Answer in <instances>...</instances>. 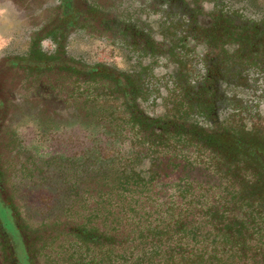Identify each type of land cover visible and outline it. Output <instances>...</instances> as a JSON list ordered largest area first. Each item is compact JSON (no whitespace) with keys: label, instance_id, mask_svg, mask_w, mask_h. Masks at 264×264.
Segmentation results:
<instances>
[{"label":"flooded vegetation","instance_id":"af4514ba","mask_svg":"<svg viewBox=\"0 0 264 264\" xmlns=\"http://www.w3.org/2000/svg\"><path fill=\"white\" fill-rule=\"evenodd\" d=\"M32 12L36 16L17 47L11 39L0 51V71L21 74L19 101L22 97L25 110L33 109L40 133H63L79 125L90 136L86 149L97 144L106 161H135L138 170L148 171L160 161H200L171 172L165 179L169 183L189 176L201 183L227 180L222 171L227 167L215 172L206 161L219 167L235 161L249 170L256 161L264 168V0H53ZM34 37L48 58L33 64L41 69L39 76H28L31 64L16 57L29 60ZM72 68L83 70L92 84L93 74H105L106 90L117 91L100 102L101 124L94 121L93 101L79 111L69 97L78 78ZM2 86L0 79V94ZM5 103L0 99L1 110ZM130 112L149 125L127 127L122 118ZM133 131L153 137L139 143ZM10 164L4 163L2 174L11 170ZM234 174L229 177L243 179ZM155 190L165 197L172 194L169 186ZM56 193L57 203L37 221L24 217L22 208L7 198L0 179V203L30 252V264H45L31 255L47 239L43 235L49 228L40 223L50 214L66 227L68 220L59 210L64 194L58 186ZM226 193L223 185L216 191ZM5 229L10 247L21 243ZM15 256L3 248L1 264L14 259L19 264Z\"/></svg>","mask_w":264,"mask_h":264},{"label":"trees","instance_id":"16d2710c","mask_svg":"<svg viewBox=\"0 0 264 264\" xmlns=\"http://www.w3.org/2000/svg\"><path fill=\"white\" fill-rule=\"evenodd\" d=\"M17 56L31 64L26 67L28 76H39L41 69L33 64L48 58L36 37L30 44L29 60ZM72 71L78 78L71 83L74 88L69 97L79 111L93 101L94 121L101 124L105 117L100 102L117 91L106 90L107 76L101 72L93 74L92 84L83 70ZM122 121L132 130L139 122L149 125L132 112ZM133 133L143 144L153 137ZM99 147L95 144L79 156L31 155L29 169L46 177L41 183L57 185L63 192L59 210L68 220L64 228L61 220L54 221L49 214L40 223L49 229L43 235L47 237L44 244L31 250L35 259L39 256L45 264H264V168L258 162H252L249 170L235 161H223L222 167L206 161L203 164L215 172L227 167L222 169L227 180L201 183L189 176L186 181L183 177L169 183L165 179L171 172L200 161H160L148 171L138 170L135 161H106ZM18 167L14 172L24 170ZM234 173L243 179L229 177ZM221 185L230 197L216 194ZM167 186L172 189L171 196L155 190ZM5 228L0 218V249H9L19 264H30V252L18 230L12 226L10 232L21 243L10 247Z\"/></svg>","mask_w":264,"mask_h":264},{"label":"rangeland","instance_id":"374dc122","mask_svg":"<svg viewBox=\"0 0 264 264\" xmlns=\"http://www.w3.org/2000/svg\"><path fill=\"white\" fill-rule=\"evenodd\" d=\"M46 1L53 0H0V51L10 43L11 39L13 47H17L28 28V23L36 16L32 12L34 6L42 5V2ZM0 79L3 82L1 88L4 89L2 90L4 94H0V99L6 102L2 107L3 111L0 109V116L4 115L3 120L1 119L4 132L0 138V179L3 181L5 193L8 194L7 198L16 202L20 210L22 208L23 216L39 221L51 211L59 195L56 193L57 185L44 182L45 186L43 188L40 186L42 176L29 169L32 163L31 155L79 156L89 145L90 136L87 130L79 125L67 127L68 130L63 133H40L38 118H34L33 109L25 110L22 97V101H19L20 95L23 94L20 87L21 74L0 71ZM12 134L16 136L13 137ZM6 161L11 162V170L2 174L1 170H4L3 165ZM16 166H20L21 169L24 167V172H14ZM0 218L5 227L13 232L10 216L1 203ZM1 262L0 259V264Z\"/></svg>","mask_w":264,"mask_h":264}]
</instances>
